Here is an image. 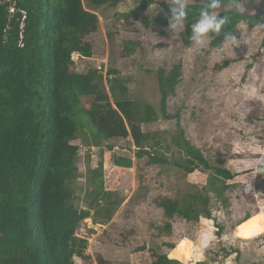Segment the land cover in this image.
<instances>
[{
	"label": "trees",
	"instance_id": "obj_1",
	"mask_svg": "<svg viewBox=\"0 0 264 264\" xmlns=\"http://www.w3.org/2000/svg\"><path fill=\"white\" fill-rule=\"evenodd\" d=\"M14 1L16 12L11 19L7 3H0V264H76L75 257L88 258L84 239L76 235L79 224L92 216L107 223L123 198L105 188L101 151L97 166L88 168L87 206L77 205L74 192L81 177L76 164L79 147L72 141L83 133L90 134L97 146L112 138H130L136 148V162L145 159V166L174 167L187 174L198 167L208 170L205 186L181 199L161 198L158 206L167 218L213 219L211 194L217 197L224 193L234 174L212 164L185 137L178 124L180 114L167 110L168 97L180 81L181 63L155 70L158 108L127 98V81L121 78L107 79L109 95L98 69L85 73L70 69L74 55L93 54L86 37L99 29L98 15L84 6V0ZM86 1L97 8L114 7L124 0ZM254 1L243 0L247 11L237 15L230 7L231 0H224L223 14L230 17L224 31L235 36L243 21L250 26L264 23V6ZM151 2L141 0L119 16L126 20L138 17ZM188 3L185 30L180 32L185 46L192 43L190 24L198 18L204 0ZM165 12L161 18L167 25L168 6ZM142 20L147 21L146 17ZM209 38L210 47L222 46L223 35L210 34ZM124 50L132 52L133 43L129 42ZM222 64L217 67L226 66L227 61ZM87 96L93 101L85 107L81 98ZM158 112L165 120H177L178 130L170 141L158 131L142 129L158 119ZM171 147L178 158H174ZM106 148L113 149L111 145ZM112 163L124 168L133 166L132 158L126 156L113 155ZM248 218L246 215L239 226L251 232ZM224 252V257L239 255L236 250ZM218 254H213V261ZM150 255V264H180L165 253L151 250Z\"/></svg>",
	"mask_w": 264,
	"mask_h": 264
},
{
	"label": "rangeland",
	"instance_id": "obj_2",
	"mask_svg": "<svg viewBox=\"0 0 264 264\" xmlns=\"http://www.w3.org/2000/svg\"><path fill=\"white\" fill-rule=\"evenodd\" d=\"M140 1L124 0L114 7L97 8L83 1L98 15L99 29L86 37L93 54L74 55L71 71L98 69L109 95L107 79H124L127 98L158 108L155 70L181 63L180 81L168 97L167 110L180 114L178 124L185 137L212 164L228 168L234 178L228 181L231 186L224 193L217 197L211 194L213 219L167 218L158 201L164 197L181 199L195 192L206 185L210 172L198 167L187 174L174 167L145 166V159L136 162V148L130 138H112L97 146L90 134L83 133L72 141L79 147L76 164L81 177L74 192L77 205L87 206L88 168L97 166L101 151L105 188L123 201L107 223L92 216L79 224L76 235L84 239L88 258L75 257V263L150 264L151 250L177 260L183 244L185 249L188 245L200 249L203 259L197 264H264V173L255 172L257 161L264 160V23H239L235 37L240 45L234 48L225 44L212 48L209 37L202 48L193 43L185 46L181 33L172 34L162 21L168 6L165 0H152L138 17L126 20L119 16ZM253 3L264 6L262 0ZM129 42L133 43L132 52L124 50ZM224 61L226 66L217 67ZM111 70L115 73L110 74ZM81 101L88 107L93 97H82ZM158 115L142 129L158 131L170 141L178 130L177 120ZM107 145L113 149L107 150ZM171 149L178 158L176 149ZM113 155L131 157L133 166H115ZM246 215L250 216L251 232L239 226ZM257 217L262 220L258 222ZM205 236L207 246L203 243ZM233 250L239 252L238 257L236 253L224 257V251ZM214 253L219 254L213 261Z\"/></svg>",
	"mask_w": 264,
	"mask_h": 264
},
{
	"label": "clouds",
	"instance_id": "obj_3",
	"mask_svg": "<svg viewBox=\"0 0 264 264\" xmlns=\"http://www.w3.org/2000/svg\"><path fill=\"white\" fill-rule=\"evenodd\" d=\"M168 5L170 15L166 14L167 30L172 34L184 32L186 26V20L189 15V3L188 0H165ZM260 3L261 0H258ZM230 7L234 10V14L243 15L247 11V7L243 0H231ZM224 0H204L203 7L199 10L198 18L194 23L190 24L191 42L202 48L207 44L210 34L223 35V44L231 45L234 47L240 45L239 39H237L233 32L224 31L225 25L230 22V17L223 14ZM159 11H162L159 9ZM222 13V15H221ZM258 167L255 169L257 174L264 173V160L257 161ZM261 217H257V221H261ZM258 231L261 229H257ZM204 246H207L208 237H204ZM182 255L178 256L180 264H197L203 257L200 254V249L195 248L192 245H188L185 249V245H181Z\"/></svg>",
	"mask_w": 264,
	"mask_h": 264
},
{
	"label": "built area",
	"instance_id": "obj_4",
	"mask_svg": "<svg viewBox=\"0 0 264 264\" xmlns=\"http://www.w3.org/2000/svg\"><path fill=\"white\" fill-rule=\"evenodd\" d=\"M0 3H7L6 10L8 14V19H11L16 12L15 1L14 0H0ZM22 13L24 12L22 11ZM22 26H23V23H21L20 28H22Z\"/></svg>",
	"mask_w": 264,
	"mask_h": 264
}]
</instances>
